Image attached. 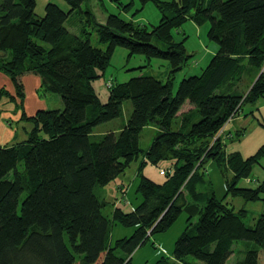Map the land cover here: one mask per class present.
Masks as SVG:
<instances>
[{"label": "trees", "instance_id": "obj_1", "mask_svg": "<svg viewBox=\"0 0 264 264\" xmlns=\"http://www.w3.org/2000/svg\"><path fill=\"white\" fill-rule=\"evenodd\" d=\"M66 1L68 10L48 1L40 16L36 0H0V70L16 89L14 95L0 87V98L19 97L23 118L33 123L25 140L0 144V264H132L133 252L185 210L188 222L172 257L162 256L155 264H226L239 240L248 243L234 264H259L264 212L248 225L246 208L236 211L212 189L202 192L196 184L208 182L200 168L213 159L224 173H233L226 179L227 196L264 202V178L239 185L264 157V143L244 157L227 153L219 133L244 102L264 95V0H138L154 2L161 13L151 27L119 13L100 22L88 0ZM72 16L79 32L67 25ZM187 20L209 22L207 36L218 50L174 91L177 73L192 56L186 34L181 40L174 35ZM93 34L104 47L93 43ZM117 46L127 48L129 56L168 60L166 79L142 73L110 81L108 100L102 102L94 81L105 73ZM27 73L40 75L44 89L60 95L62 107L28 116L23 106ZM246 74L251 81L244 89L240 82ZM125 100L132 112L121 127L95 133L96 125L123 116ZM186 102L190 106L181 110ZM147 125L157 128L144 150L140 135ZM140 153L142 166L174 159V169L165 168L163 182L138 174L140 202L132 210L115 206L106 215L108 201L98 188L115 180ZM115 223L135 229L112 241Z\"/></svg>", "mask_w": 264, "mask_h": 264}, {"label": "rangeland", "instance_id": "obj_2", "mask_svg": "<svg viewBox=\"0 0 264 264\" xmlns=\"http://www.w3.org/2000/svg\"><path fill=\"white\" fill-rule=\"evenodd\" d=\"M36 13L40 16L45 13V5L48 1L57 3L64 10L69 9V4L66 0H36ZM120 1V2H119ZM88 0L85 4H90L94 9L96 18L100 22H105L107 15L112 12H119L122 17L126 19H132L138 23L148 24L149 27L157 25L160 20L161 13L152 1L145 4H141L138 0H132L128 5V0ZM129 7L128 10L126 8ZM136 8V9H133ZM132 9L134 10L133 12ZM130 12V13H128ZM127 13V15L125 14ZM73 17V16H72ZM70 17L67 21V25L71 30L79 32V27L76 23L77 16ZM193 20H187L181 30L178 32L174 31L175 38L184 39L185 36V45L188 52L193 53L189 59L188 64L177 73L174 81V91L177 88L179 81L186 75L199 73L202 70L201 66H205L207 61L201 62L200 57L196 58L199 50V42L196 33L195 27L200 26L202 29L201 35L206 38L208 41H211L208 36L209 22H206L202 25L194 24ZM205 25L207 27H205ZM195 26V27H194ZM194 27V29H193ZM184 32V33H183ZM92 41L94 44H98L104 47V44H99L96 38V34H93ZM213 42V41H211ZM196 52V53H194ZM200 52L203 51L200 49ZM129 51L123 46H117L114 54L111 58V62L108 65L105 73L98 79L94 81V86L98 92L102 102L108 100L109 89L108 85L110 81H125L132 76L140 74H151L160 79L165 80L168 75L170 68L169 62L166 59L159 57H152L147 59L143 54H133L132 56L128 55ZM210 60V59H209ZM149 63L148 66L140 67ZM249 77L250 74H246L242 79L241 87L244 89L250 86ZM43 85H40L39 92L45 93L47 102H49L52 95H58L50 90L44 89ZM8 99L12 100L7 96ZM52 103V99L50 100ZM10 103V101H9ZM58 105L52 104L49 107L51 109L57 108ZM123 116L111 119L109 121L102 122L94 127L95 133H104L110 129H118L121 127L124 121H126L132 112V105L130 100H125L123 102ZM32 121L25 120L24 123L28 124L29 128L32 127ZM156 126L147 125L143 128L140 135V146L146 150L151 144L154 134L156 132ZM223 136V142L225 144V151L230 153L231 151H239L244 157H248L259 149V147L264 143V95L258 97L254 102H244L239 113L228 120L223 128L221 129ZM239 130H244L243 134L238 135ZM216 136V135H215ZM213 140H215L213 138ZM144 160V153H140L139 157L134 159L130 165L125 169L124 173L118 176L115 180L109 182L108 184L98 188V193L106 198L107 205L103 208V212L106 215L111 216L113 202L114 200L121 201L119 205H126L125 199L129 200V203L136 204L138 202L136 191L140 175L145 174L146 176L152 178L156 182H163L166 179V175H163L159 172L161 167L174 169V159L173 160H162L158 164L147 162L142 166ZM200 174L204 172L208 182H200L196 184V187L199 188L202 192L210 193L211 189L215 192L216 196L219 199L226 201L229 206H234L235 210L238 211L240 208L247 209V215L244 218L245 222L248 225L253 226L261 213L264 212V202L262 200L257 201H247L242 196H232L226 194V179L231 178L233 173L230 170H227L226 173L222 171V167L213 159H209L205 163L204 168H200ZM264 178V157L261 158L260 162L255 164L253 171L248 178L241 179L239 185L241 186H252L255 185L258 180ZM251 179V180H250ZM124 184L122 188H119L120 184ZM114 191V192H113ZM187 192V191H186ZM188 194V193H187ZM201 195V192L200 194ZM189 212L187 210L183 211L176 222L164 231L154 233L150 240L139 246L132 254V264H155L158 259L162 256L167 258L172 257L175 242L178 237L183 233L188 222ZM197 218H194L196 221ZM135 227L134 226H123L122 224H115L111 229L112 241H115L116 238L122 236H130ZM155 243V244H153ZM246 241H237L235 242V252L228 259L226 264H234L237 257L241 255L239 250L244 249ZM162 248L166 250L165 253L162 252ZM238 251V252H237ZM259 264H264V249L262 248L259 251Z\"/></svg>", "mask_w": 264, "mask_h": 264}, {"label": "crops", "instance_id": "obj_3", "mask_svg": "<svg viewBox=\"0 0 264 264\" xmlns=\"http://www.w3.org/2000/svg\"><path fill=\"white\" fill-rule=\"evenodd\" d=\"M133 9H136V8H133ZM133 9L131 12L134 11ZM112 13H119V12H112ZM125 14L127 15V13ZM205 27L207 26L205 25ZM195 29H196V33L198 37V42H199L198 46H200L199 50L197 51L198 54L196 55L195 59L200 57L201 62L207 61L206 63L207 65L209 61L211 60V58L213 57V55L217 52L218 45L214 42L208 41L206 38L204 39V37L201 35L202 29L200 26L195 27ZM181 38H178L177 40H181ZM200 49L203 51V53L200 52ZM206 65L204 67H206ZM201 67L202 69L204 68L203 66ZM193 74H196V73H193ZM23 83L25 87V98L23 101V106H24V111L28 116L35 114L37 110L39 109H50L49 106L52 104L58 105L57 108L62 107L63 102L61 100L60 95H52V97L50 98V100L52 99V103H51L50 100L49 102H47L44 92L43 94L39 92L40 85H43V80L40 75L35 74V73H27L23 76ZM0 87H5L7 90H9L11 94H14V95L16 94V89H15V86L10 76L1 70H0ZM20 102H21V99L19 97H16L15 99H12V100L8 99L7 96H3L2 98H0V144L1 145H7V146L13 145V144H16L18 142L25 140L28 137V132L32 128V127L29 128L28 124L24 123V121L27 119L23 118L22 116L23 111H22V108L20 107ZM189 106H190L189 103L186 102L181 110H186ZM32 126H33V123H32ZM123 185L124 184L121 183L119 185V188L121 189ZM136 198H138V202L132 205L129 203L128 199H125L126 205L124 204L119 205L121 201H119L118 199L114 200L115 202H113V208L115 206H118V207L124 208V210H132L140 202L141 200L140 194L137 195ZM115 224H120V223H115Z\"/></svg>", "mask_w": 264, "mask_h": 264}, {"label": "built area", "instance_id": "obj_4", "mask_svg": "<svg viewBox=\"0 0 264 264\" xmlns=\"http://www.w3.org/2000/svg\"><path fill=\"white\" fill-rule=\"evenodd\" d=\"M219 133L222 134V130H220ZM216 136H217V135H216ZM216 136H215V137H216ZM166 170H167V169H165L164 167H162V168H160L159 171H160L161 174H164V173L166 172ZM162 251H163V252H166V250H165L164 248H162Z\"/></svg>", "mask_w": 264, "mask_h": 264}]
</instances>
